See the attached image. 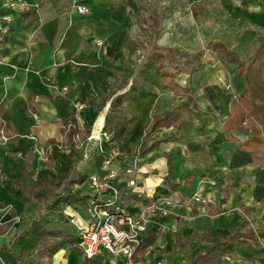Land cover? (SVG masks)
I'll use <instances>...</instances> for the list:
<instances>
[{"label":"crops","instance_id":"obj_1","mask_svg":"<svg viewBox=\"0 0 264 264\" xmlns=\"http://www.w3.org/2000/svg\"><path fill=\"white\" fill-rule=\"evenodd\" d=\"M15 1L0 0V33L7 35L0 39V105L14 138L0 142V264L37 263L30 255L37 244L24 234L41 212L47 227L78 237L90 226L89 178L73 186L82 200L40 212L24 175L89 176L101 170L102 151L112 150L119 171L113 184L131 191L124 211L150 216L142 264H194L236 230L243 236L252 230L256 238L217 247L227 250L219 264H264V167L224 129L246 80L221 51L207 49L219 42L247 61L264 36V0H82L87 14L76 10L77 0H23L13 7ZM158 47L206 53L202 69L176 77L194 97L190 115L179 127L150 131L154 116L187 101L156 73L150 56ZM114 116L127 119L128 154L104 139L87 140L76 161L66 146L49 147L65 142L66 122L87 137L113 134ZM133 165L136 174H126ZM133 177L136 186L129 188ZM76 244L66 243L47 264H113L106 251L85 259Z\"/></svg>","mask_w":264,"mask_h":264},{"label":"trees","instance_id":"obj_2","mask_svg":"<svg viewBox=\"0 0 264 264\" xmlns=\"http://www.w3.org/2000/svg\"><path fill=\"white\" fill-rule=\"evenodd\" d=\"M0 39L7 40V35L0 33ZM260 45L246 62L239 54L228 49L224 44L211 42L207 49L221 51L226 60L237 65V74L244 77L246 87L241 94L232 99L231 113L224 123L225 132L229 139L242 150L249 151L256 164L264 167V36L259 39ZM206 50L197 53H189L175 48H156L150 58L155 65L156 73L160 75L161 81L166 84L172 92L187 97V101L178 108L160 116H154L150 121L148 130H154L163 126L179 127L181 122L190 115L194 106V97L189 90L180 87L176 77L182 72H194L203 68V57ZM31 109V108H30ZM4 109L0 105V139L1 131L12 139L10 133L11 125L2 119ZM33 114V113H32ZM114 124L111 126L113 132L111 141H116L119 146L120 154H128L132 150L131 144L127 141L125 126L127 119L121 116H114ZM245 132L250 134L245 140H241L234 135V132ZM84 135V138H80ZM89 136V135H88ZM14 139V138H13ZM64 141L61 144L55 140L50 141L49 147L65 146L70 150V155L76 161L80 156V144L88 140L87 134L78 125L66 122L64 127ZM48 155L49 149H46ZM27 175V174H26ZM24 175L25 188L31 199L40 205V212H52L61 210L73 200H82L73 193V186L82 183L88 174L77 173L74 170L60 173L56 178L51 176ZM131 193H125L123 197L124 205ZM13 225V220L10 221ZM48 221L42 212L33 221L30 228L24 234L34 238L36 248L34 253L38 257L35 264H47L48 259L57 253L66 243H78L80 236L72 235L70 232L61 229H51L47 227ZM246 238H256L254 231L242 235L238 230L229 238H219L217 244L204 253L198 254L193 261L194 264H219L227 250L219 252L217 247H224L228 244L241 243ZM147 243V242H146ZM143 242L140 244L139 252L145 248Z\"/></svg>","mask_w":264,"mask_h":264},{"label":"built area","instance_id":"obj_3","mask_svg":"<svg viewBox=\"0 0 264 264\" xmlns=\"http://www.w3.org/2000/svg\"><path fill=\"white\" fill-rule=\"evenodd\" d=\"M26 3L17 0L12 3L13 7H23ZM76 10L81 14H87L89 7L77 0ZM112 134L104 130L99 134L88 136V140L111 141ZM9 137L1 131L0 142L6 144ZM85 143L81 142L80 147ZM118 156V151H102V166L99 172L89 175V180L93 186V193L89 200L88 211L90 214V226L83 230L80 241L76 244L87 260H93L105 251L111 254L113 264H142L138 258L139 247L148 230L150 216L148 211L143 210L137 215L127 214L124 211L123 197L130 189L121 190L113 184V180L118 176L119 171L114 167V161ZM137 166H129L125 172L134 176ZM136 186V178L128 181V187ZM196 199L201 201L200 194ZM154 205L148 209H154ZM156 264H167L163 260Z\"/></svg>","mask_w":264,"mask_h":264},{"label":"rangeland","instance_id":"obj_4","mask_svg":"<svg viewBox=\"0 0 264 264\" xmlns=\"http://www.w3.org/2000/svg\"><path fill=\"white\" fill-rule=\"evenodd\" d=\"M158 1L162 2V1H164V0H158ZM248 60H249V59H248ZM248 60H247V61H248ZM140 61H143V60H142V59H140ZM247 61H246V62H247ZM146 63H147V62H146Z\"/></svg>","mask_w":264,"mask_h":264}]
</instances>
